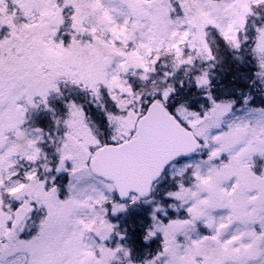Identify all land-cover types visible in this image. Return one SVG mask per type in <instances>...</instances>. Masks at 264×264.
Returning <instances> with one entry per match:
<instances>
[{
	"label": "snow or ice",
	"instance_id": "1",
	"mask_svg": "<svg viewBox=\"0 0 264 264\" xmlns=\"http://www.w3.org/2000/svg\"><path fill=\"white\" fill-rule=\"evenodd\" d=\"M0 264H264V0H0Z\"/></svg>",
	"mask_w": 264,
	"mask_h": 264
}]
</instances>
